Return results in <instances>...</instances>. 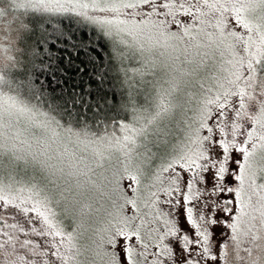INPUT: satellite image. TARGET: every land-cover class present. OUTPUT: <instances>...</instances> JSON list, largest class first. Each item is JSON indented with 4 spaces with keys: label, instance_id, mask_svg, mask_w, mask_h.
Returning a JSON list of instances; mask_svg holds the SVG:
<instances>
[{
    "label": "snow or ice",
    "instance_id": "1",
    "mask_svg": "<svg viewBox=\"0 0 264 264\" xmlns=\"http://www.w3.org/2000/svg\"><path fill=\"white\" fill-rule=\"evenodd\" d=\"M20 10L91 23L139 79L101 135L61 123L74 93L20 94L19 61L0 64V264H264V0H9L0 17Z\"/></svg>",
    "mask_w": 264,
    "mask_h": 264
},
{
    "label": "trees",
    "instance_id": "2",
    "mask_svg": "<svg viewBox=\"0 0 264 264\" xmlns=\"http://www.w3.org/2000/svg\"><path fill=\"white\" fill-rule=\"evenodd\" d=\"M19 19L18 25L25 24L32 31L27 36L24 28H18L17 46L10 57L20 66L12 69L8 78L14 91L24 94L30 83L32 87L27 91L31 93L38 90V84L43 85L44 96L53 102H59L62 93L71 91L77 102L75 107L69 105L71 115H65L61 123L72 121L71 126L75 127L78 121L101 135L105 129L110 131L114 123L131 119L130 107H126V76L122 72L126 65L115 58L112 41L98 28L81 20L40 13L26 15L23 11L19 12ZM28 46L32 50L24 54ZM93 46L95 53L90 51ZM110 57L113 68L109 67ZM8 63L9 60L3 65ZM98 85L107 94V105L90 109Z\"/></svg>",
    "mask_w": 264,
    "mask_h": 264
},
{
    "label": "rangeland",
    "instance_id": "3",
    "mask_svg": "<svg viewBox=\"0 0 264 264\" xmlns=\"http://www.w3.org/2000/svg\"><path fill=\"white\" fill-rule=\"evenodd\" d=\"M0 8H9V0H0ZM23 10H20L19 12H22ZM19 12H12L9 13V19L8 21L5 20V18L0 17V64H5V61L9 60L10 55L12 54L13 50H15V47L17 46V35H18V28L20 29L19 24ZM15 18L16 23L11 24L10 21ZM86 23H89L85 21ZM91 24V23H89ZM12 47V48H11ZM127 56V51H125V57ZM123 63L126 65V68L122 69L123 74L125 75V69L128 70L129 76L126 77L125 87L127 95L130 99V94L132 93V88L129 87L130 81L133 83L135 87H138V85H135V80L139 79V77L133 76V69L139 67V65L135 61H130L127 58L123 60ZM128 66V67H127ZM146 79H151L150 76H146ZM141 93H143V89L140 90ZM147 100V97L145 95H138L134 103L137 104H144ZM131 111V109H130ZM191 115V113H190ZM131 116V115H130ZM128 122V121H127ZM23 178V177H18Z\"/></svg>",
    "mask_w": 264,
    "mask_h": 264
}]
</instances>
